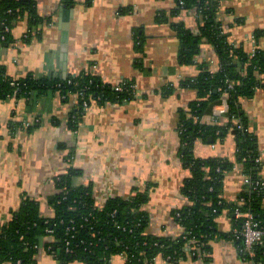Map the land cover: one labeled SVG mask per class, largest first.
Listing matches in <instances>:
<instances>
[{"label": "crops", "instance_id": "0c3cea01", "mask_svg": "<svg viewBox=\"0 0 264 264\" xmlns=\"http://www.w3.org/2000/svg\"><path fill=\"white\" fill-rule=\"evenodd\" d=\"M44 20L30 27L28 19L11 31L12 41L0 42V70L13 78L29 75L66 78L92 72L112 85L132 82L135 97L122 101L92 100L73 130L69 121L78 98L50 89L24 97L0 98V225L7 222L28 195L41 202L44 216L54 214L50 204L58 192L56 181L70 168L78 170L75 183L91 185L94 197H129L135 189L148 190L143 205L149 215L148 232L179 236L183 227L173 211L189 202L182 193L190 175L181 155V110L197 97L196 90L181 85L196 76L198 64H182L180 37L175 24L198 32L201 18L195 8L174 12L176 0H36ZM218 18L229 43L248 52L264 49V0H224ZM198 62L219 69L217 54L202 43ZM168 87H173L166 92ZM248 128L259 142L264 160V89L243 98ZM226 99L202 117L204 123H227ZM25 123H31L26 126ZM198 157L235 158L232 134L211 142L198 140ZM264 177V167L262 169ZM246 180L240 164L224 179L223 197L236 201ZM217 228L231 233L234 216L225 211ZM43 240L33 264H62L47 251ZM209 261L189 256L179 263L163 256L155 264H252L233 239L214 238ZM4 264H12L5 262ZM67 264H85L73 261ZM110 264H127L123 255Z\"/></svg>", "mask_w": 264, "mask_h": 264}, {"label": "trees", "instance_id": "16d2710c", "mask_svg": "<svg viewBox=\"0 0 264 264\" xmlns=\"http://www.w3.org/2000/svg\"><path fill=\"white\" fill-rule=\"evenodd\" d=\"M73 5L76 0H61ZM181 1L183 3H181ZM224 0H176L177 7L195 8L201 18L198 32L183 23L175 24L180 37L179 59L182 64H198L199 73L181 81V85L195 89L197 97L189 102L188 109L181 110L180 155L190 175L184 179L181 191L188 204L173 211L175 219L183 227L179 236H159L148 232L149 215L143 205L149 200V191L135 189L123 198L110 197L98 202L92 186L75 183L78 170L70 168L58 177V192L50 200L54 214L44 216L41 202L26 195L19 209L0 225V264H33L43 240L48 252L62 264L81 261L85 264H110L117 255H124L127 264H155L158 256L179 263L189 256L199 258L188 243L198 247L211 258V241L214 238L233 239L231 233L217 228L216 218L228 211L234 216V228H241L244 217H236V210L251 212L254 220L264 229V160L260 158L257 136L248 128V118L242 107V99L252 97L258 88L264 89V49L248 52L243 47L229 43L218 18ZM36 0H0V42L12 41V28L28 19L30 27L44 19L37 13ZM264 33L258 31L257 35ZM202 43H209L216 51L219 69L211 70L209 62H198L197 54ZM14 83V84H13ZM122 91L105 83L92 72L69 74L66 78L52 76H27L13 78L0 70V98L28 97L50 89L61 90L69 99L71 94L82 93L70 117V127L77 128L84 113V102L92 100L122 101L135 97L132 82H122ZM231 85V86H230ZM173 87H168L167 93ZM226 99L227 123H204L201 119L212 108ZM232 134L236 142L234 159L219 156L198 157L195 144L198 140L211 142ZM240 164L244 176L249 179L236 201L223 197L224 179L228 172ZM257 182L259 184H257ZM194 241V242H193ZM236 243L242 245L241 239ZM69 249V251H68ZM252 264H264V238L256 245L255 254H245Z\"/></svg>", "mask_w": 264, "mask_h": 264}, {"label": "built area", "instance_id": "2783aa9c", "mask_svg": "<svg viewBox=\"0 0 264 264\" xmlns=\"http://www.w3.org/2000/svg\"><path fill=\"white\" fill-rule=\"evenodd\" d=\"M181 3H183L181 1ZM14 84V83H13ZM231 86V85H230ZM116 90L122 91L124 87L121 84L115 85ZM82 93L75 94L78 98H80V95ZM84 106L87 107L89 105L88 101H85ZM31 123H25L26 126H29ZM246 183L249 182V179L245 176ZM257 184H259L257 182ZM236 217H244V222L242 224L241 228H233L232 234L234 236V240L241 239L242 245H240L242 254H249L254 255L255 254V247L258 244L262 243V240L264 238V229L259 226V224L254 220L253 214L251 212H242L240 210H236L235 212ZM194 242V241H193ZM188 248L192 251L195 249V253H199V256H206L208 254L202 252V245L199 244L198 247H195L194 245H191V241L188 243ZM69 251V249H68ZM124 256V255H123ZM125 257V256H124ZM126 261L127 258L125 257ZM145 264L147 262L145 261Z\"/></svg>", "mask_w": 264, "mask_h": 264}]
</instances>
